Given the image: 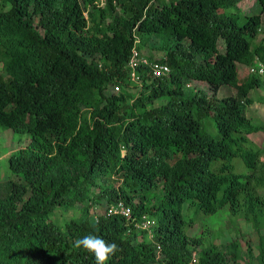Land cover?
Segmentation results:
<instances>
[{
	"label": "trees",
	"instance_id": "16d2710c",
	"mask_svg": "<svg viewBox=\"0 0 264 264\" xmlns=\"http://www.w3.org/2000/svg\"><path fill=\"white\" fill-rule=\"evenodd\" d=\"M243 3L0 0V131L28 141L0 185V264H95L88 234L118 245L109 264H264V0ZM135 49L170 73L134 81Z\"/></svg>",
	"mask_w": 264,
	"mask_h": 264
},
{
	"label": "rangeland",
	"instance_id": "374dc122",
	"mask_svg": "<svg viewBox=\"0 0 264 264\" xmlns=\"http://www.w3.org/2000/svg\"><path fill=\"white\" fill-rule=\"evenodd\" d=\"M239 9L242 11V13H248L251 11H254L255 9L258 10V7H256L255 0H246V3L241 4ZM224 43L223 41L220 42V47H223ZM185 91L187 95H192L195 92V87L191 83H187L185 86ZM229 95H235V90L232 88H222L219 91L218 98H222L224 96H229ZM264 96V92H263ZM253 112L256 115L257 118H259L262 122H264V103H259L253 106ZM212 133L214 135V131L212 130ZM252 140L257 144V145H262L264 146V133H259L256 135H253ZM28 144L27 141V136L25 135H20L17 134L11 130L9 131H0V185L5 184L8 182L12 177H15L14 174L11 171L10 164H9V159L12 155L17 154L22 148H25ZM104 211H101L100 214H102ZM73 214H77L75 211H71L68 213L67 216L72 217ZM97 214L94 211L93 214V219ZM202 219V218H201ZM210 222V218H207ZM206 218H203L201 222H204ZM95 221V219H94ZM217 221L215 218L211 219V222ZM215 228V227H213ZM201 229L199 228H194L191 230L190 234H195L200 232ZM252 231L251 227L247 225H242V232L245 234H249ZM234 237H239V236H233ZM231 236H228V233L226 232V235L221 239L223 242H229L231 240ZM244 242V241H243ZM245 246V245H244ZM244 251H246V247H244ZM248 256L245 254V262H248ZM241 263V264H244ZM252 264H257L255 259L252 261Z\"/></svg>",
	"mask_w": 264,
	"mask_h": 264
},
{
	"label": "built area",
	"instance_id": "2783aa9c",
	"mask_svg": "<svg viewBox=\"0 0 264 264\" xmlns=\"http://www.w3.org/2000/svg\"><path fill=\"white\" fill-rule=\"evenodd\" d=\"M146 66H151L153 70V75L155 77H160V76H163L165 74L167 75L170 73V68L168 65L160 64V63L151 64L150 60L144 54H142V52L135 49L133 51V54H132V57L129 63V67L131 69V76L134 81H137L139 79L137 75L139 68L146 67ZM258 67L259 68H256V67L251 68L250 72L252 74L259 73L263 75L264 72H262V69H264V67H262V65H259ZM108 214L110 216L120 215V216H124L128 218L129 216H131V210L128 207H126L124 203H119L115 206L110 207L108 210ZM94 219L96 220V222L99 221V215H96ZM154 225H155L154 220L150 219L149 217L144 216L141 223H139L137 226L143 230H150L152 229ZM196 261H197V257L195 254L193 262L195 263Z\"/></svg>",
	"mask_w": 264,
	"mask_h": 264
},
{
	"label": "clouds",
	"instance_id": "9594fccd",
	"mask_svg": "<svg viewBox=\"0 0 264 264\" xmlns=\"http://www.w3.org/2000/svg\"><path fill=\"white\" fill-rule=\"evenodd\" d=\"M249 72H250V70H249ZM262 72H264V69H262ZM256 104H259V103H256ZM120 203H123V202H120ZM124 205L126 207H128L125 203H124ZM128 208L131 210V216H129L128 218L124 217V216H121V217H123L125 219H129L132 217V214H133L132 208H130V207H128ZM113 216H120V215H113ZM150 219H152V218H150ZM142 220H143V218L140 220L139 223H141ZM139 223H137L136 226ZM154 226L150 230H143L141 228L140 229L143 231L151 232L153 230ZM73 246L77 249H82V250L86 251L87 253H90L91 255H93L94 259H95V264H109L110 259L112 257H114L116 255V253L119 251L118 245L115 242H108V241L104 240L102 237H99V236L93 235V234H88V235H85L83 237H79V238L75 239L73 242ZM195 254L196 253L193 254V259H194ZM158 256H161V248H159V250H158ZM196 257H197V254H196Z\"/></svg>",
	"mask_w": 264,
	"mask_h": 264
},
{
	"label": "crops",
	"instance_id": "0c3cea01",
	"mask_svg": "<svg viewBox=\"0 0 264 264\" xmlns=\"http://www.w3.org/2000/svg\"><path fill=\"white\" fill-rule=\"evenodd\" d=\"M251 109L254 110V109H253V106L251 107Z\"/></svg>",
	"mask_w": 264,
	"mask_h": 264
}]
</instances>
